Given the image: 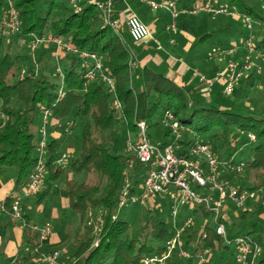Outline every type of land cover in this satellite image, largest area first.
<instances>
[{
	"label": "trees",
	"instance_id": "1",
	"mask_svg": "<svg viewBox=\"0 0 264 264\" xmlns=\"http://www.w3.org/2000/svg\"><path fill=\"white\" fill-rule=\"evenodd\" d=\"M10 1L19 11L21 26L15 35L3 36L0 33V170H14L15 191H21L31 181L39 162L38 143L41 137L35 125L36 112L42 104L51 110L54 121L62 124V128L67 121L75 122L81 128V148L68 165L73 176L64 180V196L72 211L80 217L82 230L62 254V257H66V264H141L145 256L160 253L191 214L195 217L194 223L185 229L183 236L191 257L183 258L174 252L169 264H198L205 249L219 255L218 259L209 261V264H224L220 252L229 249L230 245L217 234L212 221L213 213L205 205L181 208L176 225L171 219V209L165 207L168 209L165 217L146 210L137 231L132 232L131 221L118 214L119 192L125 177L129 175L133 183L132 191L140 193L147 166L135 162L130 169L134 156L130 152L116 154L113 150L118 144L123 120L128 133L133 132L135 135V122L145 120L149 124L150 138L154 143H171L174 140L172 130L162 122L167 110L176 116L184 128L179 142V155H188L187 149L194 141H201L203 136L220 129L221 132L213 135L211 140L201 142L210 144L213 151L220 141L225 145L241 142L247 146L246 149L250 150L248 156L241 157L237 163H245L246 176L249 178L253 174L254 182L249 186L245 178L239 177L238 187L262 191V194L258 193L259 202L255 203L254 210L247 208L236 214V210L228 212L227 206L223 221L228 235L233 238L252 235L257 232L259 225L249 223V217L264 212L261 204L264 197V91L257 97L250 96L252 91L248 90V80L239 88V96L233 104H220L213 98L206 99L190 93L187 88L151 65L141 68L136 85L132 78L134 70L130 62L133 53L129 46H137L141 42H134L128 30L125 41L113 29L104 27L102 14L92 0H78L79 9L71 3L69 7L60 8L61 0ZM204 1L210 5L234 7L241 14L251 16L260 27V34L255 41L256 48L264 54V14L258 7L247 0ZM194 3L195 0L184 7L189 9ZM2 8L3 2H0V12ZM49 32L69 40L83 51L99 55L105 70L116 79L117 94L123 105L121 116L116 115L112 109V94L102 81L96 79L88 82L84 77L86 69L81 67V58L77 56L59 58V61L66 63L63 69V96L59 97L62 86L58 82L60 78L51 75L57 65L46 67L45 53L42 52L37 62L41 66L37 71L32 59L21 52L19 44L23 38L43 36ZM209 36L206 34L201 39L206 40ZM49 49L54 53L55 47ZM210 58V54L192 52L186 60L203 62L207 68L212 66V69L215 65ZM29 62L27 75L21 78L19 73L22 65ZM256 79L263 83L264 72L256 76ZM231 127L245 135L231 134ZM248 133L254 134L255 140H250ZM67 143V136L49 140L45 158L46 175L50 182L65 174L66 167L57 164V160L62 156ZM236 146L232 145V151L225 159L233 164H236L232 161ZM78 175L83 176L82 179L77 180L75 176ZM163 201L169 202V199L163 198ZM12 205L13 199L7 198L4 212L11 220ZM91 209L104 211V226L99 236L87 225ZM22 216L26 223L24 233L29 251L21 258L20 264L29 261L37 263L35 258L39 253L36 251L40 243L39 232L32 226L31 218ZM97 237L100 242L94 246ZM230 264H235L234 257ZM259 264H264V258L261 257Z\"/></svg>",
	"mask_w": 264,
	"mask_h": 264
},
{
	"label": "built area",
	"instance_id": "2",
	"mask_svg": "<svg viewBox=\"0 0 264 264\" xmlns=\"http://www.w3.org/2000/svg\"><path fill=\"white\" fill-rule=\"evenodd\" d=\"M10 9L7 11L4 8L0 17V33L3 36L15 35L19 32L21 20L19 11L10 0ZM103 17V26L109 27L115 33L120 35V21L114 18V3L113 0H92ZM147 5L157 10L162 6L172 8L173 21L170 25L171 30H176L177 2L179 0H144ZM264 10V4H261ZM204 10L210 13H227L228 8L223 6H215L210 4H200L185 9L188 12L196 13L198 10ZM236 18H243L249 33L245 40L247 47V56L243 62L231 60L227 63V67L221 72L216 73L215 78H207L201 72L195 70L200 82L207 88H213L220 80H223L224 94H229L233 91L235 82L243 75L245 71H262V66L257 63L255 56L264 59V54L257 50L255 45L254 27L256 22L247 15L236 11L233 14ZM128 33L134 42H143L151 37L150 28L135 14L129 12L125 18ZM40 44L55 46V55L60 58L61 54L74 55L84 61L86 69L84 77L88 82L99 79L107 87L112 94L111 107L115 114L121 116L123 114V105L117 94V85L115 77L105 70L104 62L97 53L83 51L74 46L69 40L60 36H56L49 32L43 36H32V46ZM236 49L227 50V53L234 54ZM132 65V62H131ZM57 74L61 80V88L59 97L63 96L64 73L57 66ZM27 75L25 68H21L19 76L24 78ZM40 111L43 115V128L40 133V141L38 143L39 162L36 170L31 177V181L22 188L20 192H15L7 198L13 199L12 215L14 219L20 220L22 226L26 223L22 216L21 202L24 198H29L37 195L43 180L46 176V158L48 153V134L46 126L49 124L51 110L45 105L40 106ZM163 124L172 130L174 140L166 145L154 143L149 134V124L145 120H137L135 122L137 132L135 139L128 142V152L134 156V160L130 162V169L135 165V162H141L147 166L140 193L132 191L133 183L129 175L125 177L123 187L119 192L118 209L125 206L143 205L146 201L156 196L168 198L173 203L172 217L173 223L176 225L178 221L179 211L183 207L192 208L195 205H205L206 208L213 213V225L218 235L229 242L227 229L223 221L224 211L227 209V200L234 202L237 207H243L247 200H255L258 196L255 192H250L246 189H241L234 184H229L225 181L222 175V168L225 165L230 167L231 171H241L245 163L240 162L233 164L229 161H221L216 154L213 153L210 144L194 141L187 149L188 155H179L178 150L181 149L180 140L184 131L176 116L169 110L165 111L162 119ZM72 124L67 122L65 132L69 133ZM242 134L244 132H241ZM245 134V133H244ZM250 140H255V135L248 133ZM66 154L57 160V164L63 165ZM264 209V197L261 201ZM1 208L5 210V201L0 202ZM116 218V216H114ZM195 220L191 214L185 218L183 225L178 228L176 236L168 240L163 250L158 254L147 255L142 259L141 264H167L174 254L178 252L183 258H190L191 252L185 246L184 231L190 227ZM87 225L92 229L94 234H100L104 226L103 214L97 215L93 211L89 212ZM39 232L40 243L37 248L38 255L35 258L36 262L41 264H65L62 261L60 250H44L45 243L53 234V227L50 222H47L41 227H35ZM205 237L206 235L203 234ZM237 246L235 251V264H259L262 257L263 247L260 243L245 235H239L231 240ZM95 245H98L96 243ZM212 254L210 249L200 255L198 264H207Z\"/></svg>",
	"mask_w": 264,
	"mask_h": 264
},
{
	"label": "rangeland",
	"instance_id": "3",
	"mask_svg": "<svg viewBox=\"0 0 264 264\" xmlns=\"http://www.w3.org/2000/svg\"><path fill=\"white\" fill-rule=\"evenodd\" d=\"M68 0H61L59 2L60 8H64L66 6H71L69 5L70 3L73 4V6L77 9H79L78 0H69V2H67ZM194 0H179L177 2V16H176V22L178 25V29L175 31H166V33L164 34L166 37H161L160 39V43L165 44L166 46H168L167 41H168V36L171 35L172 37H174L173 39H175L176 41V46L175 48H172V51L175 50V53H177L178 56H182L185 59H188L190 57V55L192 54V52L197 53V52H204L205 54H210L212 51H215L217 48H225L226 52H224L221 56H214L216 58H213V61L218 62L217 64H215L216 66H214L212 69H207L203 70V68L199 67L201 64V62H198V65H191L192 67V74H190V76L188 77V79H190L192 76H194V74H196L194 71L195 69H197V71L201 72L203 75H205L207 78H215L216 77V73L218 71H223L226 67H227V63L231 60H237L239 62H243V60L248 59L245 58L247 56V47L245 45V40L247 37V33H249V30L246 27L245 21L243 18H236L233 16V14L237 11L234 7H227L228 8V12L227 13H210L204 10H198L196 13H191L188 12L187 10H185L186 8L183 7L185 5H188L190 2H192ZM249 3H251L252 5L256 6L259 8V10L261 12H263L264 14V10L262 9L261 4H264L263 0H247ZM0 2H3V8L5 10H9L10 9V2L8 0H0ZM229 2L226 3V5ZM207 4V3H206ZM196 7H198V5H195ZM4 9H2L4 11ZM2 10L0 13H2ZM151 11L157 15L158 17H162V14L164 13V15H168L169 17L172 15V8L168 7V6H162L159 9L155 10V9H151ZM3 14V13H2ZM0 14V17L1 15ZM142 20V19H141ZM144 22V21H143ZM145 23V22H144ZM146 24V23H145ZM256 24H258L256 22ZM255 24V25H256ZM147 25V24H146ZM148 26V25H147ZM186 31L189 34H191V36H193L195 38V41L190 42L191 44V50H185V47L187 48L188 40H186L185 38H183L184 36L182 35V32ZM241 32H246L247 35H243ZM206 34H210L211 36H209V38H206V40H202L201 38L206 35ZM254 34H255V41L258 38V35L260 34V27L259 25H256L254 27ZM120 36L123 38V40H127V36L126 33H120ZM21 46V52L31 58L32 63L36 66V70L38 71L40 66H38V60L39 58H41V54L42 52L45 53V60L44 63L46 65V67L49 66H59L62 70L65 67V61H59V58L55 55V53H51L50 49L51 48L49 45L46 44H40L37 45L35 47L32 46V36L28 37V38H23V40L19 43ZM153 46H157L159 45L158 43H152ZM16 46V45H15ZM55 47V46H53ZM130 50L132 51V53H135V55H138L141 52V48L134 46V45H130L129 46ZM236 49L234 54H228L227 50L229 49ZM221 51V49H220ZM71 57H73L74 55H70ZM140 56V55H138ZM46 59L48 61H46ZM255 60H257V63H259L262 66V71H245L243 73V75L235 82L234 86H233V91L229 94H224L223 92H219L217 88H212L211 89V94H212V98L213 100L217 101L220 104H233L238 96H239V88H241L243 85L246 84V82L249 80V83L247 85L248 90L252 91L249 95L253 96V97H257L262 91H264V82L260 83L259 80L256 79V76L262 74L264 72V59L262 58H258L257 56H255ZM81 67L84 65V61L81 59ZM29 66H30V62L24 63L22 65V68H25L26 71L28 72L29 70ZM212 67V66H210ZM255 73L252 77H249L251 74ZM53 77H58L57 71L55 69V71H53V73L51 74ZM140 75H141V69L137 68L136 70H134L133 74H132V78L133 81L136 85H138V80L140 79ZM249 78V79H248ZM198 81V80H197ZM195 81V82H197ZM58 82L61 84V80L59 79ZM138 89V88H137ZM250 102L247 103V105L249 106ZM2 106V102H0V107ZM36 129L38 132L41 133L42 128H43V115L42 112L40 110H38L36 112ZM67 122H70L72 124L69 133L65 132V128L67 127ZM64 124V128H62V124L57 123L54 121L52 115L49 118V124L46 126V131L48 134V140H50L52 137V132H56L59 137H66L68 138V143L65 146L64 152H62L63 154H66L67 157L65 158V161L63 162L64 167H66V171L63 177H61L60 179L56 180V181H52L50 182L47 179V175L45 176L43 183L41 185V191L44 187H46L47 189L50 190L49 195H47L46 197H44L42 200L37 201L36 199L32 201V207L29 210V212H33L35 214V222L39 223V224H45L47 223L48 220H50V222L55 223V225H59L60 223L63 224H69L72 228H71V234H73V239H71L69 242L70 244L72 243V241L74 240V238L76 237V235L82 230V226L80 225V217L74 212L72 211L68 200L66 199V197H64V180L72 177L73 173H71L68 169V165L70 163V161L75 158L80 151L81 148V128L78 125H75V122H71V121H67ZM121 126V134L118 138V144L115 147V149L113 150L114 153L116 154H126L128 153V142L130 140H134L135 139V135L132 132L127 131V125L126 122L123 120L122 124H120ZM221 130L220 129H215L212 134H209L208 136H203L201 138V141H209L211 140V137L213 135H216L218 133H220ZM233 133H237L239 134V136L245 135L244 133L242 134L237 128L235 127H231V134ZM231 138V137H230ZM232 145L236 146L237 149L236 151L232 154V161L235 162L236 164H238L237 162H239V159L241 157L246 158L248 156V153L250 152V150L246 149L247 146L241 144V142H237V143H228V144H224L222 141L218 142V145L216 146L215 150L213 151L214 154L217 155V157L221 160V161H226L225 159L228 157L229 152L232 151ZM244 153L240 154L242 151H244ZM247 150V151H246ZM222 157V158H221ZM3 174H5L4 176H6V178H12L15 174L14 170H8L6 172H3ZM222 175L223 178L225 179L226 182L233 184V181H235L234 185L235 186H239L237 179L239 177L241 178H245L246 179V183L250 186L253 184L254 182V176L253 174L250 175V177L248 178L246 176V170L243 168L241 171H231L230 167H228V165H225V167L222 168ZM83 176H75V178L77 180L82 179ZM233 180V181H232ZM242 189H246V188H242ZM247 190V189H246ZM250 192H255V193H261L262 191L258 190H253ZM264 192V191H263ZM259 195L257 196V198L255 200L253 199H249L247 200V202L245 203V205L243 207H237L234 202L227 200V204H229L228 206V212H231V210H236V214L237 212L240 213L241 211H243L244 209H252L254 210V206L256 202H259L258 199ZM262 197V195H261ZM64 199V200H63ZM165 204V205H164ZM169 209H173V203L169 200V202H164L163 198L160 196H156L154 198L149 199L148 201L145 202V204L143 205H139V206H125L121 209H119L118 214L121 216H125L126 218H128V220L131 221V230L132 232H136L140 223L142 222L143 219V215L145 213H147L146 210H151L154 211V213H156L157 215H159L160 217H165L167 216V208ZM21 209L23 210V207H21ZM54 210H56V214H53ZM90 211H93L95 214L100 215L103 214L104 211L102 210H95V209H91ZM232 214V213H231ZM226 216L224 215V218ZM171 219H173L171 217ZM249 223H257L259 225V229L257 230L256 233H253L252 235H245L248 236L249 238L254 239L255 241H257L258 243H260L263 247V253H262V258H264V212L260 213V214H256V215H251L249 217ZM194 223V222H193ZM97 236H99L100 234H95ZM222 237V236H221ZM229 238V242H225L227 244L230 245L229 249L220 252V255H223L224 260L223 263L224 264H230L234 255H235V251H236V244L234 242H231V240L235 239L233 237H231L230 235H228ZM100 242V238L97 237L95 242H94V246L96 243L99 244ZM60 247V246H59ZM58 247V248H59ZM62 250V249H61ZM60 250V251H61ZM68 250V249H67ZM212 251V250H211ZM64 253V252H63ZM64 256V255H63ZM218 253H214L212 252L209 261H214L216 260V258L218 259ZM66 257H62V261L66 264ZM208 261V262H209ZM38 264H41L39 262H37ZM169 264V262L167 263ZM209 264V263H207Z\"/></svg>",
	"mask_w": 264,
	"mask_h": 264
},
{
	"label": "crops",
	"instance_id": "4",
	"mask_svg": "<svg viewBox=\"0 0 264 264\" xmlns=\"http://www.w3.org/2000/svg\"><path fill=\"white\" fill-rule=\"evenodd\" d=\"M163 1V0H156ZM114 3V18L120 21V33H126L127 36V26L125 23V18L129 12H134L137 16L144 21L151 30V37L146 39L145 41L138 43L137 47L141 48V52L138 55L133 53V58L130 62V65L133 70L137 68H143L145 65H151L156 67L159 71L164 72L178 83L180 86H184L189 90L190 93L204 97L206 99L212 98L211 89H207L199 80L197 74H194L190 79L188 77L192 74L191 65H198L197 62L187 61L184 57L178 56L175 53V50L172 51V48H175L176 41L173 39L171 35H169L166 46L163 43H160L161 37H166L164 34L166 31H174L170 29V25L173 21L172 15L169 17L167 14H162V17H158L151 11V7L147 5L144 0H113ZM208 3V2H206ZM204 0H195V3L192 5L206 4ZM187 6V5H186ZM184 7V6H183ZM187 8V7H185ZM177 24V22H176ZM178 29V25L176 30ZM175 30V31H176ZM186 40H188V47H185V50H191L190 42H194L195 38L191 36L188 32H182ZM158 43L156 47L152 45V43ZM221 49V51H220ZM226 52L225 48H217L215 51L210 53L211 60L218 56H221L223 51ZM64 55L61 54L60 57ZM216 56V57H214ZM218 62L213 61V64H217ZM202 64V62H201ZM216 66V65H215ZM199 67L203 68V70L211 68L210 66H205L203 63ZM197 70V69H195ZM195 72V71H194ZM198 80V81H197ZM197 81V82H195ZM223 80H220L213 88H217L219 92H222ZM52 137L58 138L59 135L56 132H52ZM6 172L5 170H0V202L5 201L7 197L13 193H17L20 191H15L14 185V176L12 178H6L3 174ZM50 190L44 187L41 191H38L37 195L24 198L21 202V207H23L22 214L31 218L32 226L41 227L44 225L35 222V214L29 212L32 207V201L37 200L40 201L47 195H49ZM41 195V196H40ZM64 196V195H63ZM65 197V196H64ZM42 198V199H41ZM64 200V199H63ZM56 210H54L53 214H56ZM25 220V219H24ZM47 222H50L48 220ZM53 227V234L51 238L45 243L44 250H61V254L65 252L73 239V234H71V226L69 224L60 223L59 225H55V223L50 222ZM46 224V223H45ZM60 246V247H59ZM59 247V248H58ZM29 247L25 242V233L24 227L20 220L10 219L9 216L2 210L0 205V264H20L21 258L28 254ZM22 264V263H21ZM26 264H38L34 261H29Z\"/></svg>",
	"mask_w": 264,
	"mask_h": 264
}]
</instances>
